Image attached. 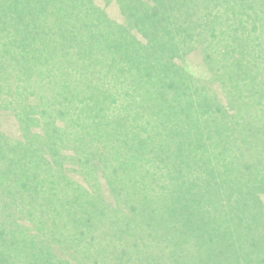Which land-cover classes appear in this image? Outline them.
<instances>
[{
  "label": "trees",
  "instance_id": "16d2710c",
  "mask_svg": "<svg viewBox=\"0 0 264 264\" xmlns=\"http://www.w3.org/2000/svg\"><path fill=\"white\" fill-rule=\"evenodd\" d=\"M262 184L264 0H0V264H264Z\"/></svg>",
  "mask_w": 264,
  "mask_h": 264
},
{
  "label": "rangeland",
  "instance_id": "374dc122",
  "mask_svg": "<svg viewBox=\"0 0 264 264\" xmlns=\"http://www.w3.org/2000/svg\"><path fill=\"white\" fill-rule=\"evenodd\" d=\"M159 1H160L161 4H171V3H173V0H159ZM174 2H176V1H174ZM122 21H124V20H122ZM123 25H124V28H128L129 30H132L131 28H134V26H135V24L132 23V21H129V22L124 21L123 22ZM204 37L207 38V36H204ZM106 43L107 44H105V46H107V45L108 46H114V47L119 46L116 41H112V40H107ZM70 59H71V57H70ZM107 62L108 63H111V61H107ZM62 67L67 72L68 68L66 69L65 65L64 66H61L59 64V60H58L57 57L54 58L53 59V63H52V67H51V69H52V74H51L52 75V78L47 75V77L50 80L49 83H45V84L40 83V79L43 76H40V74H38V73L35 74L33 80H30V82L32 84H34V86H35V89H34L35 90L34 91L35 96H41L42 95L41 91H42L44 94H47V96L49 98H53V95L52 94H54L55 92H59V91H63L64 90V84H65L66 81H71V83L73 81V83L74 84H77L80 87V89H82V90H84L86 88V86L87 87H93L94 86V83L93 82H89V79L90 78L88 79V77H84V76L81 75V77H79V79H78L77 76H74L73 73L70 76L67 73H64V72L61 71L60 68H62ZM84 67L86 69H89V70L92 69V67L89 66V64H87V63L84 64ZM97 67H98V70H100L104 74L99 79L100 81H97V82H99L100 84H103L104 85V88L106 90H109V92H112L115 86L118 87L117 88L118 89V92H119V90H122V88L125 90L124 87L128 84V82H129L128 80L125 79V81H124V77H123L122 81H120L119 78H117L115 80V78L113 76H110V77H108V75L106 76V72L110 73L109 72V68L107 69V67H103V66H97ZM83 75L88 76V74H83ZM61 76L63 78L62 82H61ZM45 77H46V75H45ZM134 78H135V76H131L130 77V79H132V80ZM91 80H92V78H91ZM97 82H95V83H97ZM124 84H125V86H124ZM42 85H45V87L43 88L44 90H41L40 91L39 88H41ZM112 87H113V89H112ZM56 89H59V90H56ZM123 98L124 97L120 94V96L117 99V103H113V104L107 106L106 111H105V115H107V117H109L110 119H115L116 117L119 116V114L121 112V109H119V105L122 104V102L124 101ZM32 99L35 100L34 98H32ZM93 101H94L93 106L95 105V107H97V108H99L101 106L100 105L101 104V102H100L101 101V98L100 99H97L95 97ZM115 136H116V134H111L107 138L105 137L106 139L104 141H105L106 145H108V146L110 145L109 141H117V139L115 138ZM108 139H110V140H108ZM50 175H53V174L50 173L49 176ZM45 176H48L47 173L45 174ZM262 185L264 186V184H262ZM244 190H246V192L247 191H250L246 187L244 188ZM253 190H255V189H253ZM64 191H65V189H64ZM256 195H257L256 197H260L264 201V199H263L264 198V192H263V189L262 188L259 191V193H257ZM213 257L215 259V256H213ZM241 258H244L245 259L246 258V254L243 253V254H239V255L233 257V262L236 261V260L238 261ZM234 264H236V263H234Z\"/></svg>",
  "mask_w": 264,
  "mask_h": 264
}]
</instances>
